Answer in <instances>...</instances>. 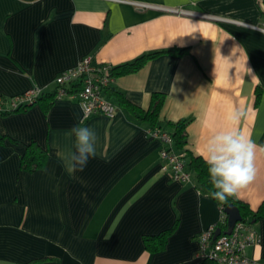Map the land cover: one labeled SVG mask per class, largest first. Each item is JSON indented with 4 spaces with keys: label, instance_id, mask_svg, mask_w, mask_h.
Returning <instances> with one entry per match:
<instances>
[{
    "label": "crops",
    "instance_id": "crops-1",
    "mask_svg": "<svg viewBox=\"0 0 264 264\" xmlns=\"http://www.w3.org/2000/svg\"><path fill=\"white\" fill-rule=\"evenodd\" d=\"M174 50L181 52H175ZM164 51L114 78L103 95L114 117L82 120L77 92L0 114V264H202L199 235L218 224V201L162 169L150 123L120 102L149 110L164 95L159 124L189 119L195 156L233 127L257 145L253 181L234 197L256 211L264 202V0H0V96L56 89V79L86 57L119 65ZM77 89V88H76ZM96 133V155L69 175L58 152L74 150L73 126ZM30 142L48 150L44 168H21ZM260 239L247 248L264 264ZM164 247L147 236L169 231Z\"/></svg>",
    "mask_w": 264,
    "mask_h": 264
},
{
    "label": "built area",
    "instance_id": "built-area-1",
    "mask_svg": "<svg viewBox=\"0 0 264 264\" xmlns=\"http://www.w3.org/2000/svg\"><path fill=\"white\" fill-rule=\"evenodd\" d=\"M108 67L106 64L94 65L91 57L84 58L75 67L65 70L57 77L56 99L70 94L67 86L79 80L82 86L77 95L83 109L82 120L99 114L114 117L118 106L103 95L104 89L114 82V77L106 72ZM42 92L41 88H32L17 95L0 96V113L32 104ZM149 135L162 143L160 157L163 171L174 180L190 182L192 173L187 169L186 152L174 149L172 134L162 127H154L149 128ZM223 220L224 213L218 224L209 226L199 235V257L216 264H257L248 256L247 248L259 241L258 231L242 219L235 224L231 233H225L220 227Z\"/></svg>",
    "mask_w": 264,
    "mask_h": 264
},
{
    "label": "clouds",
    "instance_id": "clouds-1",
    "mask_svg": "<svg viewBox=\"0 0 264 264\" xmlns=\"http://www.w3.org/2000/svg\"><path fill=\"white\" fill-rule=\"evenodd\" d=\"M241 113L233 112L229 123L233 127L211 136L202 150L198 151L207 164L208 176L212 186L209 195L212 199L227 203L254 179L253 165L257 145L235 127ZM70 135L74 138V150L58 152L69 175L82 172L90 158L96 155V133L81 125L73 126ZM264 154V145L259 147Z\"/></svg>",
    "mask_w": 264,
    "mask_h": 264
},
{
    "label": "trees",
    "instance_id": "trees-1",
    "mask_svg": "<svg viewBox=\"0 0 264 264\" xmlns=\"http://www.w3.org/2000/svg\"><path fill=\"white\" fill-rule=\"evenodd\" d=\"M174 51L181 52V50L180 51L174 50ZM163 52L164 51L149 52V53L140 55L139 57H137L136 59L132 61L121 63L116 66L108 65L109 67L106 72L108 75L113 76L114 78L118 75L134 72L138 70L144 63H146V61L160 55ZM81 86H82V82L77 80V81L70 83L66 89L71 94V93H75L79 91L81 89ZM104 91H109V92L113 91L112 84L106 87ZM57 93H58V87H56V89L52 92L43 91L41 95L37 96L34 99L32 104H26L18 109L2 112L0 114H10L13 112L27 109L28 107L38 103L42 99H47L48 101L52 102L56 99ZM163 101H164V95L161 93H155L151 108L145 111V110H142L136 107L134 104L128 101L125 97L120 96L121 104L126 105L130 109H132L135 113L138 114V116L142 120L148 121L150 123L149 128L162 127L159 124L158 116H159V112L163 104ZM188 123H189V119H181L178 122L169 123L168 124L169 128H164V127L162 128L168 130L172 134V137L174 139V149L176 151L186 152L187 169L190 172L195 173L199 188L209 195L210 191H212L213 189H212V186L209 180L207 164L205 160L203 159L202 156L193 155L184 147L187 143L186 128H187ZM47 161H48L47 148L41 146L37 142H30L26 145L24 153L22 154L21 168L28 170V171H36V170L44 168L47 164ZM231 203H234L239 207L243 220L245 222L250 223L251 225H253V220L264 218V202L262 203V205L260 206L258 210L254 211L251 208H249L247 204L239 200H236L234 197H231L228 199L227 203L218 202V204L220 205L224 213V220L220 223V227L223 232H225L228 229V215L225 212V208L227 205ZM169 233H170V230L164 231L158 235L147 236L146 238L147 248L152 251L161 250L164 247V244L167 240ZM202 264H216V263L210 260H205Z\"/></svg>",
    "mask_w": 264,
    "mask_h": 264
},
{
    "label": "water",
    "instance_id": "water-1",
    "mask_svg": "<svg viewBox=\"0 0 264 264\" xmlns=\"http://www.w3.org/2000/svg\"><path fill=\"white\" fill-rule=\"evenodd\" d=\"M225 212L228 215V229L225 231V233H231L235 224L238 221H241L243 218L239 207L234 203L227 205L225 208ZM218 232H221V230H219Z\"/></svg>",
    "mask_w": 264,
    "mask_h": 264
}]
</instances>
